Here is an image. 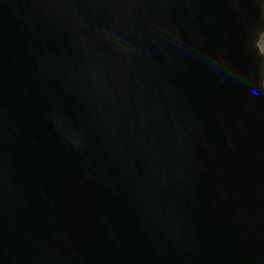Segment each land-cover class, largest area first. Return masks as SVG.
Returning <instances> with one entry per match:
<instances>
[{
    "label": "water",
    "instance_id": "obj_1",
    "mask_svg": "<svg viewBox=\"0 0 264 264\" xmlns=\"http://www.w3.org/2000/svg\"><path fill=\"white\" fill-rule=\"evenodd\" d=\"M0 264H264V0H0Z\"/></svg>",
    "mask_w": 264,
    "mask_h": 264
}]
</instances>
